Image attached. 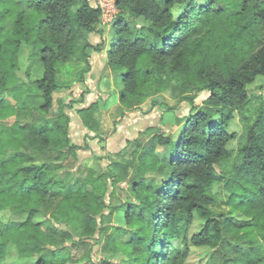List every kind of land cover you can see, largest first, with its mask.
Returning <instances> with one entry per match:
<instances>
[{"label": "trees", "instance_id": "trees-1", "mask_svg": "<svg viewBox=\"0 0 264 264\" xmlns=\"http://www.w3.org/2000/svg\"><path fill=\"white\" fill-rule=\"evenodd\" d=\"M204 1L118 0L114 37L104 48L90 41L104 30L101 10L89 0H0V264H10L11 252L36 257L35 264H96L88 248L97 234L110 252L99 264H170L169 249L189 237L195 216L204 224L190 244L215 248L229 235L249 246L231 264H264V97L252 107L257 95L250 89L264 78V0ZM24 49L41 68L37 79L17 76ZM106 49L107 65L122 80L124 109L170 90L179 96L176 106L185 101L190 110L176 138L137 139L132 161L104 168L95 159L80 160L70 137L72 104L48 114L63 87V69L83 82L91 71L88 50ZM202 92L208 96L200 108ZM84 96L77 113L99 134L100 104L85 106ZM235 112L242 114L245 136L233 152ZM157 146L168 154L160 156ZM33 152L45 162L37 164ZM70 158L78 169L62 179L58 171ZM217 184L225 201L213 193ZM117 189L127 197L119 206ZM51 202L62 217L55 210L43 219ZM116 210L124 212L126 227L110 229L103 219ZM8 211L24 219H9ZM70 222L79 225V240L59 227ZM119 252L125 261H114Z\"/></svg>", "mask_w": 264, "mask_h": 264}, {"label": "rangeland", "instance_id": "rangeland-1", "mask_svg": "<svg viewBox=\"0 0 264 264\" xmlns=\"http://www.w3.org/2000/svg\"><path fill=\"white\" fill-rule=\"evenodd\" d=\"M89 1L92 3L93 0ZM200 3H205V1L200 0ZM100 28L104 30V36L101 38L100 35H92L90 36V41L95 45L102 42L104 48H109L115 33L113 23L108 26L101 25ZM230 30L231 29H229L228 32H230ZM257 39L256 36V42H258ZM29 54L30 51H28V49H24L21 53L19 69L17 71V76L20 80L27 81L28 77L37 79L42 74L40 67L38 68L37 65H31ZM88 54L91 56V71L86 75L83 82H81L78 77H74L76 74H72V70L69 69V67L66 66L63 69L62 80H60L63 87L53 94V109L48 114V117H55L61 105L72 104V108L67 109V113L71 117L70 137L74 144L80 146V150H78L80 160L95 159L105 168L113 161H132L133 152L137 144L135 141L137 139L145 143L155 133H163L172 138L177 137L181 129V123L189 115L190 105L187 104V102H179L180 104L176 106L179 96H175L174 92L170 90H163L149 98L138 108L126 110L119 102V92L123 87L122 80L121 77L114 74L106 64L108 62V55L106 61L102 58L104 52L98 54L92 50H88ZM92 55L96 56L92 58ZM70 73L74 78L71 77L68 79ZM70 80H72V82H70ZM250 89L257 95V97L253 99L251 106L258 108L260 97H264V78H259L256 83L250 86ZM82 94H85V106L94 101H98L100 104L98 119L101 123V130L99 134L89 131L83 125L77 113V109L81 107V105L77 104V101L83 99ZM207 96L208 94L206 92L198 94L196 102L197 107H203V101ZM162 101L168 102L169 105L175 108L169 110L163 106V104H159ZM120 117H122L121 122L115 126V122ZM229 130L237 134V138L229 145V149L234 152L237 151L243 143V137L245 136V122L241 113L235 112ZM156 150L162 157L168 154L167 147L157 146ZM32 155L37 164L45 162L40 154L33 152ZM62 165L58 173L60 177L64 179L68 171L72 172L78 169L79 161L70 158ZM131 172L132 170L130 173ZM120 186L122 187L123 185ZM117 193L115 197L113 196L114 202H116L115 206H119L127 200L124 190L122 191L120 189ZM213 193L217 194L220 200H226V192L221 184H217L213 187ZM113 197H109V201ZM46 207L47 208L43 209V219L50 216L55 210H58L59 215L62 217V209H60L57 202L48 203ZM6 215L12 220L24 219V216H17L13 211H8ZM103 223L110 229L116 226L126 227L125 214L123 211L119 210L111 213L107 212L103 219ZM203 224L204 221L200 217L195 216L194 222L187 227L189 237L198 232ZM61 225L71 233L74 240L80 239L81 229L77 223H61L59 227ZM189 237L174 241L173 247L169 249L167 254L170 264H231L234 258L237 255L239 256L238 253L247 252L249 247L245 242L238 240L240 238L230 237L229 235H225L224 240L215 248L190 244ZM96 238V242L90 241L92 245H89L88 249L93 261L99 264L104 257L110 255V252L106 247L105 236L97 234ZM82 254L83 251H80V253L77 252L74 259L79 258ZM36 259V257L19 258L14 252H11L9 263L35 264ZM126 259L127 256L120 252L115 254L114 257L115 262L125 261ZM73 264H79V262Z\"/></svg>", "mask_w": 264, "mask_h": 264}, {"label": "built area", "instance_id": "built-area-1", "mask_svg": "<svg viewBox=\"0 0 264 264\" xmlns=\"http://www.w3.org/2000/svg\"><path fill=\"white\" fill-rule=\"evenodd\" d=\"M118 0H93L92 4L101 10V25L108 26L112 24L118 13Z\"/></svg>", "mask_w": 264, "mask_h": 264}, {"label": "crops", "instance_id": "crops-1", "mask_svg": "<svg viewBox=\"0 0 264 264\" xmlns=\"http://www.w3.org/2000/svg\"><path fill=\"white\" fill-rule=\"evenodd\" d=\"M107 51H108V49H106V50H104L103 52H104V55L102 54V58L104 59V60H106L107 61ZM102 52V53H103ZM98 54H101V53H98ZM94 56H96V55H94ZM93 55H92V58L94 57ZM101 56V55H100ZM107 64V63H106Z\"/></svg>", "mask_w": 264, "mask_h": 264}]
</instances>
